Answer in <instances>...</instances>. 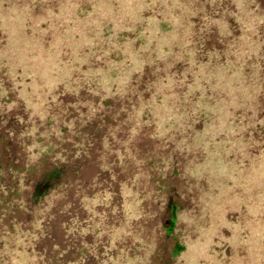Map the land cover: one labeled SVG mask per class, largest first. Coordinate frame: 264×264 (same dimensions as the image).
<instances>
[{"label": "rangeland", "instance_id": "obj_1", "mask_svg": "<svg viewBox=\"0 0 264 264\" xmlns=\"http://www.w3.org/2000/svg\"><path fill=\"white\" fill-rule=\"evenodd\" d=\"M262 27L264 0H0V166L15 165L2 185L22 183L30 165L29 185L61 155L77 158L80 185L46 200L37 246L19 225L39 213L20 216L0 251L8 264H65L58 253L81 241L96 244L87 264H105L95 251L106 243L117 245L110 264H253L251 215L237 200L252 198L251 212L264 204L251 171L238 181L249 194L224 176L264 152ZM224 143L231 169L221 172L206 160ZM158 178L185 204L174 241L158 225L168 195ZM138 212L154 215L144 229ZM175 242L185 249L170 260Z\"/></svg>", "mask_w": 264, "mask_h": 264}, {"label": "trees", "instance_id": "obj_2", "mask_svg": "<svg viewBox=\"0 0 264 264\" xmlns=\"http://www.w3.org/2000/svg\"><path fill=\"white\" fill-rule=\"evenodd\" d=\"M263 33H264V28L262 32L257 33L258 36L256 37L255 41H257L259 36ZM263 42L264 40H262V43ZM7 124L8 122L6 121L5 125ZM201 144L204 146L210 145L209 142L208 143L205 142V138L201 141ZM5 148H7V145H5ZM219 150L220 151L210 150V152H208L207 154V156L210 154L209 160L207 159L206 161H210L209 163L212 164L214 168H218L219 166V169L221 170V172H224L225 170L228 171L231 169L230 163L228 162L229 160L228 157L232 155V153L231 151H229L230 149L226 147L225 143L224 145L221 146ZM261 154L259 153L255 154V155H260L259 163L257 165L248 166L247 164H245L243 160L241 161L239 159L240 161L239 169L235 171L231 170L232 172L226 173L224 178H225V181L228 180L230 181V183L234 181L237 182L236 187L246 189L248 192L247 194H249L250 192L247 189V183H245V185L242 186L240 185L241 183L238 181L242 180V178H239V175L242 174L243 176H246L248 178V176L246 175V172L251 171L253 179L256 180V187H254L255 192H251V193H255L256 201L259 204H264V155H261ZM235 155H238V154L236 153ZM75 156L77 155L75 154ZM75 159L77 158L76 157H72V159L68 157L66 158V155H61V157L59 158H54L52 162L50 161L51 163L50 162L48 163L47 167L44 168L40 174L38 173L34 176V180H32L29 185L25 184V181L28 180V175L32 174L34 169L33 167H30V165H26L25 170H24L25 174L20 178L22 183H19L17 177L14 176L16 181H14L12 190L8 188L9 184L6 185L5 183L3 186L2 180L0 179V191H1L0 192V251L3 249L4 241H6L5 238L6 237L9 238L11 235H13V231H11V229L16 223L19 222L20 216L22 214H26L27 220H28L30 215L32 213L35 214V212H38L39 215L31 216V219H32L31 222H26V224H28L30 227L23 229L19 222L20 224L19 229L21 230V232L30 233V235H32L33 237H36L35 246L38 245V241H40L42 237L46 235L45 233L48 230V223H47L48 221H46V219L48 220L49 213H48V203L46 200L52 195H54L55 197L62 195L63 197L66 189L73 188L77 192H80L79 191L80 185L78 184V181L76 182V180L74 179H73L74 181L73 180L70 181V179L73 177L72 174H76V172H78L77 171L78 163H77V160ZM196 167H197V172H198V169L200 167H204V165H197ZM14 168H15L14 163L10 161L7 166H0V171H3L4 173L9 175L10 172H12ZM197 177H201V175L199 174ZM159 180H162V178L156 179L157 184L160 185L161 187H157L156 191L157 192L162 191V192L168 193L170 186L168 189L164 188L163 185H165L166 183L165 180H163L164 182L163 184ZM183 180L184 182L182 181L181 184L182 183L185 184V179L183 178ZM5 193H9V194L12 193L13 195L6 197ZM174 193H170V194L168 193L165 203H162L160 205L164 215L160 219V221H158V225L163 232L164 240H167V241L169 240L174 241L175 236L173 235L174 233L176 234V231L178 229L177 228L178 216L179 214L186 211L185 204L181 203L179 199H177L175 195L176 193L175 194ZM79 195H77L76 198ZM74 200H77V199H74ZM90 200L92 201V197H90V195L87 196L86 192L85 193L83 192V195L80 198L79 203L84 204L86 211H91V204L89 203ZM250 200L252 201V198ZM250 200L248 196L246 203L241 200H237V203L238 204L243 203L244 207H242V210H246V212H248L249 215H251L248 218V221H246L245 223L246 228H247L246 231H247V234L250 240L252 238V241L256 242L257 249L255 250H256V253L258 254H254L252 252H249V254L254 259L253 264H258L259 262L260 263L264 262L262 261V257L259 256V250L262 252L263 247L260 241H258V238L260 239L261 237L260 236V234L262 233L261 231H263L260 228L262 227V224L264 223L260 220L264 217V214H263L264 208L261 205L253 204L251 205L252 212L249 211L248 208L250 206H248V204ZM208 201L209 203H207V205L204 206L203 211L208 212L209 215H213L214 210L211 208V206H209V204L213 202V200L208 199ZM75 212H77V210H75ZM76 215L74 217L75 219H76ZM136 216H137V219L141 218L143 229H144V225L146 226L149 220L154 217V215L150 217L149 216L144 217L143 214L139 215V212H138V215ZM253 222H254V225H252ZM78 226H79L78 222H77V225L75 223H72L71 225L67 223V227L71 232L76 231L79 228H81ZM118 227L119 226H117V224L114 223L110 226V229L114 230ZM64 230L67 231L65 227H64ZM205 232L209 233L208 230ZM208 237H209V234H208ZM91 242L89 243V242L81 241L78 244L73 243L72 245H68L69 247L67 249H64L62 252L58 253V258L64 259L65 264H87L86 262L91 257H94L93 252H94V248L96 244H93ZM109 245L110 244L106 243L103 245L102 250L101 248H98L97 251H95L97 252V255L101 256V258L99 259L100 260L99 263L102 262L105 264H110L109 263V259L111 256L110 254L111 253L115 254V251L117 250V245L115 244V248L112 251L110 250ZM184 249H185L184 245H182L179 242H175V244H173L171 247H167L166 250H168L169 252L168 254L170 256V260H176V258L179 257V255H181L184 252ZM36 252H37L36 254L38 255L39 251H36ZM155 256H157L158 261L161 260L159 258V255H155ZM8 260L9 259L5 255H2V256L0 255V264H8ZM88 264H91V263L88 262Z\"/></svg>", "mask_w": 264, "mask_h": 264}]
</instances>
